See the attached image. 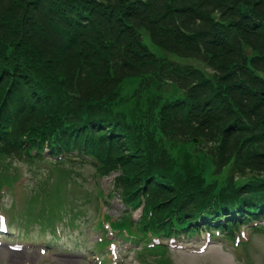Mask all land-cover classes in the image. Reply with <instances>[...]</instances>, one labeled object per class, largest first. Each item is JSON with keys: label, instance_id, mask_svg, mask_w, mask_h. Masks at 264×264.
I'll return each mask as SVG.
<instances>
[{"label": "trees", "instance_id": "16d2710c", "mask_svg": "<svg viewBox=\"0 0 264 264\" xmlns=\"http://www.w3.org/2000/svg\"><path fill=\"white\" fill-rule=\"evenodd\" d=\"M2 157L113 175L145 236L264 216V0H0Z\"/></svg>", "mask_w": 264, "mask_h": 264}, {"label": "rangeland", "instance_id": "374dc122", "mask_svg": "<svg viewBox=\"0 0 264 264\" xmlns=\"http://www.w3.org/2000/svg\"><path fill=\"white\" fill-rule=\"evenodd\" d=\"M144 43L156 55L181 63H191L210 72L195 60L166 54L154 46L149 38L144 37ZM136 81V78H132L123 85L122 96L128 97V93L137 86ZM166 90L169 93H178L171 85L166 86ZM184 149L183 163H191L193 160L198 166L197 169L203 170L201 173L205 172L210 177L213 166L208 158L198 151L194 152L188 145ZM0 163L1 172L14 174V171L20 170L25 176L22 180L23 186H8L0 195V216L9 223V229L0 237V264H111L114 260H117L115 264H148L140 258L145 253L141 248L145 246L143 239H146L141 235V231H136L141 239H130L121 234V237L108 236L111 242L106 248L98 245L99 236L103 235V231L97 230L96 227L101 221L102 212L106 211L116 219L128 212L134 220H137L140 214L139 210L134 211L131 208L125 211L116 195L111 193L112 176L100 177L94 168L88 165L45 163L41 164V170L37 171L31 164L15 158L9 161L8 158L2 157ZM231 173L227 167L220 175H213L212 178L223 184ZM6 180H9V177ZM41 180L57 184L36 189V183ZM17 183L19 182L16 181ZM100 191L104 197L108 196L101 205L94 199ZM58 195L60 197L57 200L60 201H57L59 203L56 205L57 202L55 203L53 198ZM50 208L52 212L49 211L43 216V213L47 212L42 211ZM57 213L62 214L61 217L66 221L65 226L60 223L58 230L62 234L57 236V243H54V233L59 220L53 215ZM254 226L257 227L252 231V238L249 232H245L241 243L234 246L228 238L222 237L211 241L205 249L206 240L203 239L206 238L191 237L180 239L178 243H167L165 256L149 254L147 259L155 263L154 260L164 258L167 259V264H264V221ZM134 230L132 227L131 232ZM43 231L46 233L44 236ZM248 240L250 242L246 245ZM171 244H174V247Z\"/></svg>", "mask_w": 264, "mask_h": 264}]
</instances>
